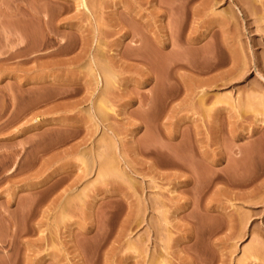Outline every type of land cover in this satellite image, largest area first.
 Instances as JSON below:
<instances>
[{
    "label": "rangeland",
    "instance_id": "obj_1",
    "mask_svg": "<svg viewBox=\"0 0 264 264\" xmlns=\"http://www.w3.org/2000/svg\"><path fill=\"white\" fill-rule=\"evenodd\" d=\"M0 264H264V0H0Z\"/></svg>",
    "mask_w": 264,
    "mask_h": 264
},
{
    "label": "crops",
    "instance_id": "obj_2",
    "mask_svg": "<svg viewBox=\"0 0 264 264\" xmlns=\"http://www.w3.org/2000/svg\"><path fill=\"white\" fill-rule=\"evenodd\" d=\"M258 186L257 184H251V200L253 198V196L255 195L256 193V190H257ZM259 206V208L257 209V207ZM256 206V204H254L252 201H251V222H253L254 220H256L258 218V213L261 212V207L260 205Z\"/></svg>",
    "mask_w": 264,
    "mask_h": 264
}]
</instances>
